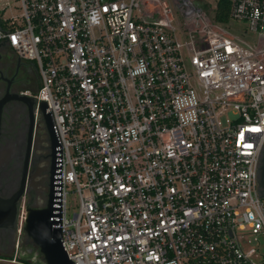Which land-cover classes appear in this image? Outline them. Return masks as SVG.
I'll return each instance as SVG.
<instances>
[{
    "label": "built area",
    "instance_id": "built-area-1",
    "mask_svg": "<svg viewBox=\"0 0 264 264\" xmlns=\"http://www.w3.org/2000/svg\"><path fill=\"white\" fill-rule=\"evenodd\" d=\"M226 1L251 43L191 0H14L0 16L51 116L72 264H264L246 247L264 237V0Z\"/></svg>",
    "mask_w": 264,
    "mask_h": 264
},
{
    "label": "flooded vegetation",
    "instance_id": "flooded-vegetation-1",
    "mask_svg": "<svg viewBox=\"0 0 264 264\" xmlns=\"http://www.w3.org/2000/svg\"><path fill=\"white\" fill-rule=\"evenodd\" d=\"M39 84L33 63L20 59L13 50L0 44V198L9 199L14 195L21 185L24 169L26 171L24 190L17 198L15 214L0 225L1 260L19 252L22 241L29 239L23 229L17 230L21 203L26 208L42 207L47 199L50 162L48 135L41 115L35 114V105L31 108L25 99L30 96L26 91H36ZM263 157L264 143L261 159ZM261 159L259 192L262 196L264 173L260 171ZM41 199L44 201L41 202Z\"/></svg>",
    "mask_w": 264,
    "mask_h": 264
},
{
    "label": "water",
    "instance_id": "water-1",
    "mask_svg": "<svg viewBox=\"0 0 264 264\" xmlns=\"http://www.w3.org/2000/svg\"><path fill=\"white\" fill-rule=\"evenodd\" d=\"M2 44V43H1ZM29 106L32 108L34 99L30 96L25 97ZM39 110L41 118L44 122L48 135L50 162L48 170V193L47 199L42 207H27L24 219L23 230L31 242L37 246L42 257L43 264H72L68 258L61 243V230L55 226L57 223L51 219L53 210V186L55 172V147L57 144L50 113L46 111V103L40 102ZM33 116L31 115V124ZM31 130V127H30ZM29 146L27 149V159ZM261 170L264 173V157L261 159ZM25 174L23 171L22 182L19 189L9 199L0 198V225L4 224L8 219H12L16 211V201L24 190ZM262 180V179H261ZM261 197H264L262 194Z\"/></svg>",
    "mask_w": 264,
    "mask_h": 264
},
{
    "label": "rangeland",
    "instance_id": "rangeland-1",
    "mask_svg": "<svg viewBox=\"0 0 264 264\" xmlns=\"http://www.w3.org/2000/svg\"><path fill=\"white\" fill-rule=\"evenodd\" d=\"M193 4L199 8L201 11L205 12L207 16H212L214 6H215V0H191ZM8 3V5H6ZM14 5V0H0V16L2 17H8L11 14H15L18 12L13 8ZM180 16V15H179ZM221 28H223L226 32L236 36L240 37L243 40L251 43L255 39V33L251 30H249L245 23L239 22V21H233V20H228L225 23H220ZM33 63V62H32ZM33 67L35 68L34 64ZM44 167L46 163L43 164ZM43 167V168H44ZM45 172V171H44ZM45 175V174H44ZM43 176V175H42ZM45 178V177H44ZM43 179V178H42ZM44 182V181H43ZM44 199H41V202H43ZM68 210H69V215L73 211H77L78 209V201H77V195L75 194H68ZM260 236V244L257 243V241L252 240L253 236H249L248 239L250 240L251 243H247L246 247L249 246H256L259 249V252L261 253V257L264 258V237ZM22 247L19 252H15L10 256L6 257H11L12 259H7V258H2L0 259V264H27V262H23L20 260L25 259L30 261L32 264H43L42 257L37 249V246L34 245L31 240H23L22 241ZM32 245V246H31Z\"/></svg>",
    "mask_w": 264,
    "mask_h": 264
},
{
    "label": "trees",
    "instance_id": "trees-1",
    "mask_svg": "<svg viewBox=\"0 0 264 264\" xmlns=\"http://www.w3.org/2000/svg\"><path fill=\"white\" fill-rule=\"evenodd\" d=\"M228 14H229V3L226 0H216V5L213 10L212 18L215 22L218 23H224L228 21ZM32 246V245H31ZM2 258H7V259H12L11 257H2ZM21 261L27 262V264H32L30 261L21 259Z\"/></svg>",
    "mask_w": 264,
    "mask_h": 264
},
{
    "label": "crops",
    "instance_id": "crops-1",
    "mask_svg": "<svg viewBox=\"0 0 264 264\" xmlns=\"http://www.w3.org/2000/svg\"><path fill=\"white\" fill-rule=\"evenodd\" d=\"M0 44H1V42H0ZM3 44V43H2ZM4 45V44H3Z\"/></svg>",
    "mask_w": 264,
    "mask_h": 264
}]
</instances>
